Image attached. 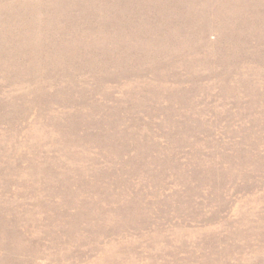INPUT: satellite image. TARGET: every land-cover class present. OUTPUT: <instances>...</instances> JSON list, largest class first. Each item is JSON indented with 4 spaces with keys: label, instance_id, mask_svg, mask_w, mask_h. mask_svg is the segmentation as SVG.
Returning <instances> with one entry per match:
<instances>
[{
    "label": "rangeland",
    "instance_id": "374dc122",
    "mask_svg": "<svg viewBox=\"0 0 264 264\" xmlns=\"http://www.w3.org/2000/svg\"><path fill=\"white\" fill-rule=\"evenodd\" d=\"M0 264H264V0H0Z\"/></svg>",
    "mask_w": 264,
    "mask_h": 264
}]
</instances>
